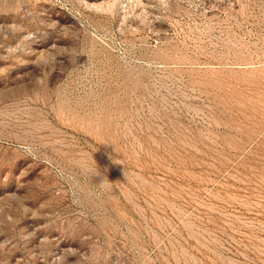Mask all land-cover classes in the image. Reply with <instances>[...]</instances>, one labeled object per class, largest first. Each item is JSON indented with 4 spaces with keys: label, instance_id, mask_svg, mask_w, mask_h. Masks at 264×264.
I'll use <instances>...</instances> for the list:
<instances>
[{
    "label": "rangeland",
    "instance_id": "1",
    "mask_svg": "<svg viewBox=\"0 0 264 264\" xmlns=\"http://www.w3.org/2000/svg\"><path fill=\"white\" fill-rule=\"evenodd\" d=\"M0 264H264V0H0Z\"/></svg>",
    "mask_w": 264,
    "mask_h": 264
}]
</instances>
